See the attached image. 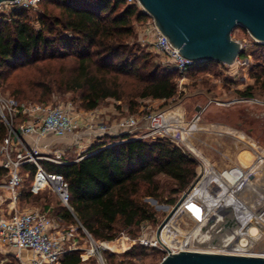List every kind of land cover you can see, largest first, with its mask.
Instances as JSON below:
<instances>
[{"label": "trees", "instance_id": "16d2710c", "mask_svg": "<svg viewBox=\"0 0 264 264\" xmlns=\"http://www.w3.org/2000/svg\"><path fill=\"white\" fill-rule=\"evenodd\" d=\"M42 12L33 25L30 10L0 13V89L19 100L47 103L54 93L71 94L88 112L104 101L124 102L132 112L137 100H169L177 96L176 73L154 61L151 52L131 43L134 25L149 17L126 0H40ZM252 77L264 92V44L256 43ZM245 57L242 50L238 59ZM214 62L195 63L188 74L204 73ZM249 89V88H248ZM250 97L248 92H243ZM7 129L0 119V144ZM106 137L78 161H41L48 175L62 177L68 205L53 212L59 222L84 229L94 242H112L119 229L158 224L144 200L157 202L182 193L196 177L197 162L167 139L126 140ZM37 167L21 166L32 183ZM7 171L0 167V179ZM164 179V180H162ZM36 180L43 182L38 175ZM54 185L59 178H51ZM169 189V191H168ZM31 197L29 194L27 198ZM174 203V199L169 200ZM146 248L124 253L126 262L141 259ZM79 252L64 254L61 264H80Z\"/></svg>", "mask_w": 264, "mask_h": 264}, {"label": "rangeland", "instance_id": "374dc122", "mask_svg": "<svg viewBox=\"0 0 264 264\" xmlns=\"http://www.w3.org/2000/svg\"><path fill=\"white\" fill-rule=\"evenodd\" d=\"M6 9L5 5L1 6L0 13L1 11L5 12ZM41 12V5H38L37 9L29 11L33 25L36 28H38V25L35 20ZM140 25L141 24L134 25L135 35L130 39V42L136 43L146 51L151 52L154 61L163 67L164 63L162 62V58L156 53L153 46L149 43L139 42ZM232 39L241 43L242 48L245 51V57L239 59L232 66L215 64L204 73L194 75L187 74L182 78H178L176 76L174 79V83L176 84L178 91L176 97L169 100H137L136 102L138 105L132 112L126 103L114 100H106L98 107H113L115 112H118L119 114H117L118 118L127 116H143L150 112L166 110L172 114L173 118L176 117L178 120L182 119L184 124L174 126L178 128L182 126L185 127L186 124L187 126L191 125L193 119L198 113L197 110L202 109L203 111L199 116V124L202 126H208L209 128L207 129L210 130V133L203 132L192 137L190 134L186 133L182 136V143H179L178 145L194 160H196V177L193 182H195V184L198 182V184H201L196 192L194 188L195 185L192 187V189L188 192L189 194L187 198L184 202H182L177 211L169 218L165 226L162 228L160 239L161 242L165 244L166 248L162 247L156 240L157 228L187 189L182 193L173 196H167V194H165L166 197L162 198L160 201L157 202L155 200L156 205L151 204L147 201V199L144 200L154 210L158 224L154 225L151 223H142L139 228L119 229L114 241L95 242L98 246L103 248H105L104 244H106L108 250L112 251L110 252L98 249V252L105 261V264H122L126 262L123 255L134 246L146 248L145 256L141 259H134V264H159L167 255V250H174L175 252L178 250L212 251L209 249L194 247L184 249L182 248V244H185V242H187L196 230L204 224L209 213L214 211L222 202L227 200L238 187L244 185L245 183L249 184V182L253 179V177H251L253 174L252 172L259 170L261 164L264 163V92L259 88V85L256 84L255 79L252 77V66L255 61L251 52L254 50L256 42L252 40L247 32L241 28H237L233 31ZM245 91L250 94V97L242 95ZM0 97L6 99L11 98L16 100L18 104L24 105L45 104L62 107L71 105L75 114L82 116L87 113L79 108L78 104L74 101V96L71 94L54 93L47 103H40L35 100H19L11 93V91L1 88ZM21 118V116H18L16 120H14V125H16ZM220 127L236 131L248 138V141L246 140L235 145L236 142H234L232 138H220L215 134L216 129L221 130ZM193 128H195V126L192 127V129ZM48 136L50 139L47 138ZM57 140L58 139L51 134L47 135L46 139L44 138L41 141L42 143H38L39 156L56 160V153L48 151V149H59L62 146V143ZM104 141H106V138ZM25 143L29 146L30 141L26 140ZM250 149L256 151L255 154H253V157L249 154L251 153L249 152ZM197 152H199V154ZM256 153H258V156H256ZM238 156H241L245 163L249 161V163L253 165L251 174L242 178L240 183L236 185L225 184L223 189L215 186L212 179L206 178L205 181L200 179L202 177L201 175L204 167L202 160L206 163V168L212 171L213 174L215 172L225 173L228 169L238 165ZM61 157L71 159V156H67L66 154H63ZM203 157L210 162V165ZM21 176L22 183L16 190L17 201L15 204L11 203V194L7 190L8 175L0 179V216L9 217L17 213H25L29 211H39L44 213L58 228L65 231H69L70 229L77 230L75 241L77 242L78 249L74 252L80 253V264H100L99 255L96 252L94 255L82 260L84 251L91 249V245L85 234L86 231L81 229L80 232L75 225L63 224L62 222H59L55 216L53 210L56 207H60L63 203L56 192L54 184L49 181L50 185L45 178H43L45 181L43 183H41V180L35 181V176L33 177V181L31 183L28 180L27 174L21 173ZM40 183L41 185L39 186ZM262 184L256 183L249 185L250 187L259 190L262 187ZM28 194L31 196L29 199L27 198ZM260 194L264 196L263 192L260 193L258 191H254V201L260 197ZM220 196L222 197L219 200V203L211 212L205 214L207 216L203 214V211L198 209L199 207L204 208L212 205ZM239 196L240 195L238 194L233 195L227 204L232 205L238 203ZM171 199H174V203L169 202ZM254 201L248 204L249 206H247V209L251 208ZM258 203L259 201L255 205L256 211L253 210L254 212L251 213L249 218L250 221L246 228L247 232L245 234H248L251 238L250 242L249 240L244 239V236L241 235L243 232L242 230L245 229L244 227H230L236 229L239 228L237 232H234L231 238L235 244L247 246L248 244L246 243H257L258 245L251 251L241 252V255L244 256L264 257V242H256L264 240V234H261L260 236L257 235L261 231L264 233V213L262 214L260 208L257 206ZM167 246L169 248H167ZM236 248L238 250L251 249L250 247ZM217 251L223 253V251ZM230 253L235 254L236 252L231 250L224 251V254ZM10 257L12 258V256ZM22 257L23 259H27L29 256L24 254Z\"/></svg>", "mask_w": 264, "mask_h": 264}, {"label": "built area", "instance_id": "2783aa9c", "mask_svg": "<svg viewBox=\"0 0 264 264\" xmlns=\"http://www.w3.org/2000/svg\"><path fill=\"white\" fill-rule=\"evenodd\" d=\"M40 0H16L5 2L0 5L6 6L7 15L14 9L34 10L37 9ZM128 4H135L141 11L136 0H126ZM140 43H149L156 53L162 58L163 67L176 73L178 78L188 74L195 62L182 57L179 51L173 48L160 34L152 19L140 25ZM239 59L236 60V62ZM235 62V63H236ZM203 110H197V115L192 121L200 120ZM21 116V120L14 125V120ZM0 119L7 129V134L0 144V167L7 171V190L11 194V201H17L16 190L22 183L21 166L32 163L37 167L35 181L41 175L47 181L50 176H56L60 182L56 192L63 205L69 209L67 185L62 177L48 175L40 167L41 161H49L56 164H66L72 161L62 159V154L55 152V158L40 157L38 143L40 139L51 134L55 138L69 140L70 146L84 150L81 155L93 144H100L106 137H127L126 140L167 139L177 146L182 143V132L191 130L187 124L185 127H174L184 124L182 119L173 118L166 110L150 112L143 116L117 117L114 120L105 119L99 114L90 113L82 116L73 112L71 105H24L11 98L0 97ZM173 127V128H172ZM20 130V137H15V130ZM33 137L32 145L27 146L25 138ZM87 148V149H86ZM43 182H45L43 180ZM41 182V183H43ZM35 183V182H34ZM39 184V186L41 185ZM49 183V181H48ZM50 184V183H49ZM51 185V184H50ZM38 186V187H39ZM54 188V187H53ZM75 229L65 231L55 226L46 214L39 211L17 213L9 217L0 216V264H61L64 254L78 249ZM85 232V231H84ZM90 250H85L82 260L95 254L99 255L100 264H105L92 238L85 232ZM104 250V249H103ZM31 253V257L23 259L22 252ZM181 251V250H178ZM176 251V252H178ZM175 253L174 250H170ZM233 255H241L234 254ZM12 256V258L10 257ZM15 261V262H14Z\"/></svg>", "mask_w": 264, "mask_h": 264}, {"label": "water", "instance_id": "95a60500", "mask_svg": "<svg viewBox=\"0 0 264 264\" xmlns=\"http://www.w3.org/2000/svg\"><path fill=\"white\" fill-rule=\"evenodd\" d=\"M16 0H0V5ZM142 12L179 54L195 63L235 64L243 48L232 39L235 29L246 31L252 40L264 44V0H136ZM20 137L15 130L14 140ZM195 182L180 197L156 231L160 233L177 211ZM156 205L153 199H147ZM166 248V247H165ZM159 264H264V257L181 250L167 255Z\"/></svg>", "mask_w": 264, "mask_h": 264}, {"label": "bare ground", "instance_id": "6f19581e", "mask_svg": "<svg viewBox=\"0 0 264 264\" xmlns=\"http://www.w3.org/2000/svg\"><path fill=\"white\" fill-rule=\"evenodd\" d=\"M220 129H222V127H220ZM217 131L219 132V130L216 129L215 134L220 135V134H218ZM51 178H54V177H49L48 181L51 182ZM58 185L59 184L54 185L56 190H57ZM240 188H242V190H241V193L243 195L242 200L236 204L228 205L227 204L228 201L231 199V197L233 195H235L237 193V191ZM240 188H238L231 197H229L227 200L222 202L220 204V206H218V208H216L214 211H212L208 215L204 224L201 225L196 230V232L187 240V242H185V244H182V248H184V249L191 248V247L204 248V249H209L212 251H202V252H210V253H221V252L217 251V250H220V251H223L222 254H224V251H226V250L227 251L231 250V251L236 252V253L238 252V254H242L241 252L251 251V250L255 249L254 248L255 246H258L257 243L256 244L255 243H250V244L246 243V244H248L247 246L241 245V244H235L234 241L231 239L234 232H237L239 230V228L236 229V228H230V227H233L234 225H236V227L240 226V227L245 228L242 230L243 232L241 233V235L244 236V239L249 240V242H250L251 238L249 237L248 234H245V233L247 232L246 228H247V225L250 221L249 218L251 216V213L256 211L255 205L258 201H259V203L257 206L260 208L262 214L264 213V196H262V194H260V197L256 201H254V203L252 204V206L249 210L241 213V211L244 209V207L248 203H250L249 201H250L251 195H250V193L249 194L247 193L248 192L247 188L250 189L251 187L248 183H245ZM260 190H263V193H264V186H262L260 188ZM188 194L186 195L185 199L187 198ZM184 200L182 202H184ZM240 229H242V228H240ZM261 234H264L263 231H261L257 235L260 236ZM160 241H161V239H160ZM256 242H264V240L263 241H256ZM162 244H164V243L162 242ZM104 247L105 248L102 247L104 250L110 251V250H108V247L106 244H104ZM236 247H239V248H247V247L249 248L250 247L251 249L238 250ZM167 248H169V247L167 246ZM195 251H199V250H195ZM110 252H112V251H110Z\"/></svg>", "mask_w": 264, "mask_h": 264}, {"label": "crops", "instance_id": "0c3cea01", "mask_svg": "<svg viewBox=\"0 0 264 264\" xmlns=\"http://www.w3.org/2000/svg\"><path fill=\"white\" fill-rule=\"evenodd\" d=\"M90 113H95V114H99L100 116H102L103 118H105V119H111V120H114L115 118H117L118 117V112H115V109L113 108V107H109V108H98V109H96V110H94V111H88L87 113H86V115L87 114H90ZM118 114V115H117ZM196 125H199V127L198 128H193L192 129V127H194V126H196ZM191 128V130H189V131H187V129L186 130H184V131H186V132H183V135L182 136H184L186 133L187 134H190V136L192 137V136H195V135H197V134H200V133H203V132H207V133H210V131L209 130H207V128H209L208 126H202V125H200L199 124V120H197V122H194L191 126H190ZM218 137H220V138H225V137H229V138H232L233 139V141L235 142V138H233V137H231V136H226V135H223V136H220V135H217ZM48 139H50V137L48 136L47 137ZM44 138H42V139H40V142L43 140ZM45 139H46V137H45ZM56 139H58V138H56ZM30 141V144H29V146H31L32 145V140H33V137H27V138H25V141ZM57 141H60L61 143H62V146L59 148V149H57V148H50V149H48V151H53V152H59L60 154H66L67 156H71V159H66V158H62L63 160H65V161H67V162H69V161H75V160H77V158H78V155L80 154V153H82L84 150H81V149H76L75 147H71L70 146V142H69V140H62V139H58ZM39 142V143H40ZM42 143V142H41ZM235 145H236V143H235ZM87 149V148H86ZM249 152H251V153H249V154H251L250 156L251 157H253V154H255V152L256 151H254V150H251L250 149V151ZM257 155L256 156H258V153H256ZM202 162H203V165H204V167H203V173H202V177H203V180L205 181V179L206 178H208V179H212L213 180V182H214V184H215V186H218V187H221V188H223L224 189V187H225V184L227 185V184H230V182L232 181V180H236V178H239V177H242V178H245L248 174H251V172H252V170H253V165L252 164H250L249 163V161L247 162V163H245L244 165H242V166H238V165H236L235 167H233V168H230V169H228L225 173H214L213 174V172L212 171H210L208 168H206L207 167V165H206V163L202 160ZM210 163V162H209ZM253 174H252V176L251 177H260L261 179H264V163L263 164H261V166H260V169L259 170H256L255 172H252ZM50 177H54V178H58V177H56V176H50ZM201 179V178H200ZM199 183V182H198ZM196 184L195 186H194V188H195V192L197 191V189H198V187L200 186V184ZM241 187V186H240ZM240 187H238V188H240ZM237 188V189H238ZM243 188V187H242ZM242 188H240L238 191H237V193L236 194H238V195H240L239 196V202L242 200V198H243V195H242V193H241V190H242ZM247 193L249 194L250 193V195H251V198H250V201L249 202H253L254 201V198H255V196H254V191H258V192H260V193H262L263 192V190H257L256 188H247ZM235 193V192H234ZM233 193V194H234ZM232 194V195H233ZM231 195V196H232ZM230 196V197H231ZM195 197H197V196H195ZM221 197L222 196H220V197H218V199L212 204V205H210V206H207V207H204V208H201V207H199L198 209L200 210V211H203V214L205 215V214H208L209 212H211L212 210H213V208L219 203V200L221 199ZM11 203L12 204H15L14 202H12L11 201ZM249 204V203H248ZM246 205L245 207H244V209H246V210H242L241 211V213L242 212H246L247 210H249V209H247V206H249V205ZM210 214V213H209ZM205 216H207V215H205ZM234 226H236V225H234ZM28 255L29 257H31V253L30 252H27V251H24V252H22V256L23 255ZM28 257V258H29Z\"/></svg>", "mask_w": 264, "mask_h": 264}, {"label": "flooded vegetation", "instance_id": "af4514ba", "mask_svg": "<svg viewBox=\"0 0 264 264\" xmlns=\"http://www.w3.org/2000/svg\"><path fill=\"white\" fill-rule=\"evenodd\" d=\"M198 127H199V125H196L195 126V128H198ZM218 134H220V136L226 135V136H231V137L235 138L236 144L242 143V142H244L246 140L248 141V138H246L244 135L239 134L236 131H232L229 128H223L222 127V129L219 130ZM197 153L199 154V152H197ZM203 158L206 160L205 157H203ZM237 159H238V166H242V165L245 164V161L242 160L241 156H238ZM263 161H264V157H263ZM208 164L210 165L209 162H208ZM201 179H203V177H201ZM241 180H242V177L236 178V180H232L229 185H236V184L240 183ZM256 183H261V184L263 183L262 186H264V179H261L260 177H253V179L251 180V182H249V184H256Z\"/></svg>", "mask_w": 264, "mask_h": 264}]
</instances>
